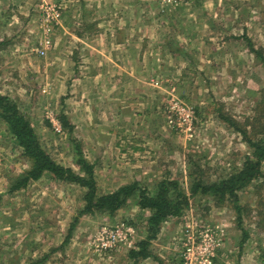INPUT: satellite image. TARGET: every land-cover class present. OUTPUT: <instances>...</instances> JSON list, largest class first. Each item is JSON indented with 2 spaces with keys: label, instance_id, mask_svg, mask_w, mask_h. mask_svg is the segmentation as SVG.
Instances as JSON below:
<instances>
[{
  "label": "rangeland",
  "instance_id": "1",
  "mask_svg": "<svg viewBox=\"0 0 264 264\" xmlns=\"http://www.w3.org/2000/svg\"><path fill=\"white\" fill-rule=\"evenodd\" d=\"M120 2L121 10H125L123 4H130L137 17L130 26L162 31L156 33L158 38H169L188 61L182 71L185 82L181 81L179 90L168 84L163 95L160 117L152 121L157 131L147 127L133 135H138L142 150L153 145L154 151H148L173 161L170 168H163L170 173L166 179L172 177L180 190L190 195L194 180L218 181L241 166L251 150L240 129H246L252 138L264 133V64L249 46L264 54V0ZM50 7L59 13L57 18ZM66 8V0H0V19L5 22L0 29L18 33L29 43L27 51L0 52V94L18 104L53 159L78 172L73 138L93 164L85 154L90 137L85 138V125L80 123L86 117L74 111L79 107V83L70 78L68 67L72 66L63 63L62 53L51 52L61 41L71 39L66 29L75 31L79 27L78 16L64 19ZM73 74H79L78 69ZM160 82L151 80L159 90L166 85V81L162 85ZM171 97L193 108L192 131L186 122L178 123L180 127L169 122ZM62 115L67 119L66 126L61 122ZM94 118L89 116L87 122ZM136 119L145 122L146 117ZM30 164L0 120V264L139 261L134 262L129 251L146 237L150 212L141 209L136 198H129L113 214L79 216L85 189L76 183L45 173L20 190L9 191L12 180ZM93 166L98 192L114 191L120 181L106 180ZM160 180L129 177L125 181L138 182L154 192ZM238 195L240 219L229 199L218 200L211 194L189 196L181 214L165 220L150 241V258L146 260L183 264L187 247L197 245L202 249L205 242L212 241V264H264V162L262 175L241 188ZM118 229L125 238L120 241L116 237L112 243Z\"/></svg>",
  "mask_w": 264,
  "mask_h": 264
},
{
  "label": "crops",
  "instance_id": "2",
  "mask_svg": "<svg viewBox=\"0 0 264 264\" xmlns=\"http://www.w3.org/2000/svg\"><path fill=\"white\" fill-rule=\"evenodd\" d=\"M66 3L64 19L78 16L79 27L75 31L66 29L71 39L61 41L51 52L62 53L63 63L72 66L68 67L70 78L79 83V107L74 111L86 117L80 123L85 125V138L90 137L85 144L87 158L106 180L118 179L117 188L128 183L125 180L129 177L152 182L168 178L170 173L163 168H170L173 161L148 151L150 148L154 151L153 145L142 150L138 135L133 134L144 132L147 127L157 131L152 121L160 117L168 84L179 90L178 85L185 82L182 71L188 61L182 56L183 51L169 38H158L156 33L162 31L130 26L131 20L137 19L130 4H123L125 10H121L120 0H66ZM21 8L27 9L24 5ZM1 19L0 28L5 23ZM24 38L0 29L3 40L0 52L27 51L29 43ZM76 69L77 75L73 74ZM152 79L161 80V85L166 81L165 87L157 89ZM89 116L95 118L88 123ZM135 117L146 120L142 122ZM149 258H142L141 264L156 263L153 258L146 260ZM133 260H139L134 264H140V259Z\"/></svg>",
  "mask_w": 264,
  "mask_h": 264
},
{
  "label": "trees",
  "instance_id": "3",
  "mask_svg": "<svg viewBox=\"0 0 264 264\" xmlns=\"http://www.w3.org/2000/svg\"><path fill=\"white\" fill-rule=\"evenodd\" d=\"M249 46L255 56L261 59L264 64L263 52L254 49L252 45ZM0 120L6 125L23 154L31 160L30 167L12 180L9 191L20 190L47 173L57 180L76 183L85 189L84 204L78 211L79 216L94 212L113 214L124 207L131 197L137 199V204L141 209L149 210L147 235L137 243L136 249L129 251V256L135 260L150 256L148 250L150 241L156 237L165 220L181 214L183 208L188 205L189 196L211 194L218 200L229 199L240 219L241 206L238 203V191L262 175L264 133L261 137L252 138L246 129H240L251 150L241 166L218 181L206 183L201 179L194 180L189 186L190 195L182 192L177 183L171 179L160 180L156 184L154 192H151L147 186L132 182L121 185L112 192L99 193L94 177V166L84 157L77 140L72 139L75 150L74 162L78 167V172L58 163L42 147L31 122L20 110L18 104L8 95L0 94ZM61 122L65 126L68 125L64 115L61 116Z\"/></svg>",
  "mask_w": 264,
  "mask_h": 264
},
{
  "label": "built area",
  "instance_id": "4",
  "mask_svg": "<svg viewBox=\"0 0 264 264\" xmlns=\"http://www.w3.org/2000/svg\"><path fill=\"white\" fill-rule=\"evenodd\" d=\"M52 10L54 16L56 18L59 16V13L55 12L52 7H50V11ZM46 43H50L49 39L46 40ZM169 109L171 111V114L168 116L169 122L173 125H177L180 127L178 123H184L186 122L188 124V129L192 131V119L194 110L192 107L184 104L180 100H178L176 97H171L169 99ZM190 131V132H191ZM191 135V133H190ZM118 229V233L113 236V241L116 237H119V240L122 241L125 238V234H123L122 230ZM130 230V229H127ZM209 242L208 244L205 242V246L200 249V247H194V248H188L185 252H183V264H212V256H214V252L210 248L211 245L214 246V244H211ZM108 243H106L107 245ZM199 254H202L201 256ZM205 254H207L205 256ZM205 256V257H204Z\"/></svg>",
  "mask_w": 264,
  "mask_h": 264
}]
</instances>
